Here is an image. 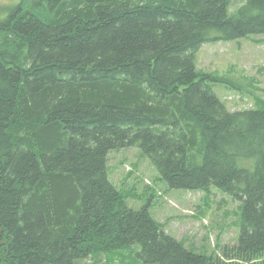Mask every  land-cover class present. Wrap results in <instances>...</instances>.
I'll use <instances>...</instances> for the list:
<instances>
[{"label": "trees", "instance_id": "16d2710c", "mask_svg": "<svg viewBox=\"0 0 264 264\" xmlns=\"http://www.w3.org/2000/svg\"><path fill=\"white\" fill-rule=\"evenodd\" d=\"M261 34L264 0L0 8V264H99L112 249L142 264H264V109L229 110L194 64L203 44ZM128 147L171 188L239 200L237 243L195 253L129 207L106 166Z\"/></svg>", "mask_w": 264, "mask_h": 264}, {"label": "rangeland", "instance_id": "374dc122", "mask_svg": "<svg viewBox=\"0 0 264 264\" xmlns=\"http://www.w3.org/2000/svg\"><path fill=\"white\" fill-rule=\"evenodd\" d=\"M18 0H0V8ZM240 0H234L238 5ZM233 4L229 13H234ZM198 72L218 83L213 91L231 110L264 109V34L203 44L194 58ZM251 166L253 162H241ZM108 180L133 209L147 206L162 229L195 253L221 255L225 245L238 241L241 202L216 187L198 190L171 188L138 147L107 154ZM99 264H142L131 249L103 251ZM83 262V261H82ZM87 258L84 264H93Z\"/></svg>", "mask_w": 264, "mask_h": 264}]
</instances>
